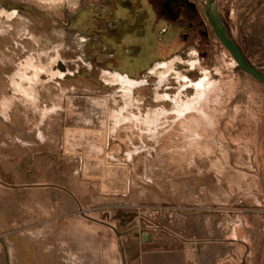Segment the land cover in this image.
<instances>
[{
    "label": "rangeland",
    "instance_id": "1",
    "mask_svg": "<svg viewBox=\"0 0 264 264\" xmlns=\"http://www.w3.org/2000/svg\"><path fill=\"white\" fill-rule=\"evenodd\" d=\"M206 1L0 0L14 13L0 14V264H136L183 244L193 264H264V84L236 68ZM211 2L264 74V0ZM30 59L54 75L26 102L13 85ZM203 72L212 87L190 101ZM177 96L193 110L177 117Z\"/></svg>",
    "mask_w": 264,
    "mask_h": 264
},
{
    "label": "bare ground",
    "instance_id": "2",
    "mask_svg": "<svg viewBox=\"0 0 264 264\" xmlns=\"http://www.w3.org/2000/svg\"><path fill=\"white\" fill-rule=\"evenodd\" d=\"M2 13L5 14V17L6 18H10V17H12L14 15V13H5V12H1L0 11V14H2ZM52 61L53 60H51L50 62H52ZM50 62L45 66V65H41L39 63H35V62H33L30 59V60H27L24 63V65L22 66V69L20 68L21 71L18 72L17 75H16V76H18L19 81L16 82L13 85V87L15 88V91L20 92V94L23 96V98H24V100L26 102H31L32 101L33 95H32V87H31V84L34 81L37 80V78L39 77L40 74L47 73L50 76H53L54 75V73H51L50 70H49V68H48V65L50 64ZM174 62H175V59L174 60H171V61H168L166 63L157 64L154 67V69L151 70V72H154L156 74L157 79H158V84L161 83V82H163L166 79V77L169 74H171V72L174 70ZM189 64H190V66H193V62H189ZM28 71L30 72V76L29 77H25V75L28 76V73H26ZM175 75H177V74H175ZM108 79H109L108 80L109 82H120V84L122 86L121 88L123 89V95L122 96L125 99L130 97L129 95H130V92H131V88L133 86V83H131L130 81H128L126 78H119L118 76H116L114 74L110 78H108ZM183 79H185V78H183ZM24 81L27 82V85H26L27 87H23V84L24 83L22 84V82H24ZM210 83H211V81L210 82L208 81V75L205 72H203L202 78L200 80H198L196 83L192 84V87L194 88V91H195V95L191 98V100L190 99L189 100L190 101H193L195 98H204V97H206L208 95V93H209V88L212 87ZM178 98L179 97L177 96L176 98L173 99V104H174V108H175V110H174L175 112L174 113H175V115L177 117L178 116H181L184 112L191 111V109H192L191 107L192 106H190V105L193 104V102H195V100H194L192 103H189V104H187L189 101H185L186 103L185 102L184 103H181L182 101L179 102V99ZM125 103H126V101H125ZM199 106L200 105L197 104L196 106L194 105L193 108L194 109L195 108L197 109V107L199 108ZM198 112L200 113V115H204V111H201V109H199ZM159 116H158V114L156 116V113L154 115H149V116L146 115L145 116V120H144V123H145L144 125L148 127L149 125L155 124L157 122ZM118 118H120V115L119 114L116 117H114V120H117L118 121ZM121 119H123V118H121ZM117 121H115V122H117ZM200 122H202V121H200ZM197 123H195V124H197ZM192 127H193V124H191V125L189 124V125H187V126L184 127V128H186L184 131H188L189 129H192ZM194 144L195 143H193V146H191V147H196L198 143L196 144V146ZM191 145H192V143H191ZM189 155H190V153H189ZM213 164H215V163H213ZM217 167H218V164H217ZM216 172H218V171H216ZM240 175L243 176L242 174H237L238 177H240ZM237 180L238 179H236V181ZM239 180H240V185H241V182H243V181H241V177H240ZM236 181H234V182H236ZM236 184H237L236 186L239 185L238 184V181H237Z\"/></svg>",
    "mask_w": 264,
    "mask_h": 264
},
{
    "label": "water",
    "instance_id": "3",
    "mask_svg": "<svg viewBox=\"0 0 264 264\" xmlns=\"http://www.w3.org/2000/svg\"><path fill=\"white\" fill-rule=\"evenodd\" d=\"M206 6L211 8V18H209L208 13L206 15L209 19V23L211 25L213 33L219 43L223 46L225 50L228 51V53L234 60L236 68L241 72L251 76L256 81L264 84V74L258 72L249 65L237 45L233 42L230 37H228L227 32L217 15V11L215 10L210 0H207Z\"/></svg>",
    "mask_w": 264,
    "mask_h": 264
},
{
    "label": "crops",
    "instance_id": "4",
    "mask_svg": "<svg viewBox=\"0 0 264 264\" xmlns=\"http://www.w3.org/2000/svg\"><path fill=\"white\" fill-rule=\"evenodd\" d=\"M193 253V247L188 244L172 248L148 247L139 251L135 262L136 264H193Z\"/></svg>",
    "mask_w": 264,
    "mask_h": 264
},
{
    "label": "flooded vegetation",
    "instance_id": "5",
    "mask_svg": "<svg viewBox=\"0 0 264 264\" xmlns=\"http://www.w3.org/2000/svg\"><path fill=\"white\" fill-rule=\"evenodd\" d=\"M162 1H166V0H162ZM210 2H211V0H210ZM212 3V2H211ZM206 4H207V1L205 2V8H204V16H205V18L208 20V22H209V19H208V17H207V13H208V15H209V18H211V8L210 7H207L206 6ZM218 15V14H217ZM219 17V16H218ZM210 24V23H209ZM211 26V25H210Z\"/></svg>",
    "mask_w": 264,
    "mask_h": 264
}]
</instances>
